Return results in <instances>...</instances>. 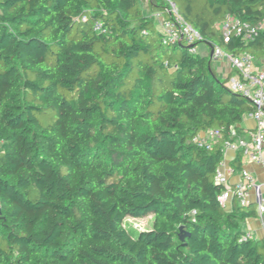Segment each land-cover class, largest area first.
<instances>
[{
    "label": "trees",
    "instance_id": "trees-1",
    "mask_svg": "<svg viewBox=\"0 0 264 264\" xmlns=\"http://www.w3.org/2000/svg\"><path fill=\"white\" fill-rule=\"evenodd\" d=\"M171 1L206 44L264 58V30L225 43L216 28L264 23V0ZM149 7L0 0V264H264V237L243 239L256 207L218 201L223 142L192 144L244 134L253 106L210 56L163 43L166 0ZM150 214L149 231L124 225Z\"/></svg>",
    "mask_w": 264,
    "mask_h": 264
},
{
    "label": "built area",
    "instance_id": "built-area-1",
    "mask_svg": "<svg viewBox=\"0 0 264 264\" xmlns=\"http://www.w3.org/2000/svg\"><path fill=\"white\" fill-rule=\"evenodd\" d=\"M169 8L168 16L162 13L155 15L158 28L163 36V43L169 45L184 44L193 54H200V45L205 44L202 34L188 23L179 12L177 6L166 0ZM221 32L224 42L230 43L231 39L241 38L244 42L254 41L260 31L264 30V23L251 25L238 18L228 16L224 21L216 24ZM95 30L105 33L102 23H97ZM212 61H228L235 72L229 80V89L240 94L253 106L251 118L255 121V128L239 134L231 130L229 139H224L221 129H213L201 132L192 139V144L200 149L212 150L215 145L223 142V153L232 152L240 154L242 162L256 163L264 166V64L250 53L231 55L221 47H212ZM211 53V54H212ZM235 175L233 168L227 167L223 162L216 175V181L224 187L218 197L220 205L227 211H231L234 204L241 207L255 205L256 211L263 225L264 237V187L260 185L255 176L249 171L242 169L240 181L232 182ZM252 232H245L243 239H254Z\"/></svg>",
    "mask_w": 264,
    "mask_h": 264
},
{
    "label": "crops",
    "instance_id": "crops-1",
    "mask_svg": "<svg viewBox=\"0 0 264 264\" xmlns=\"http://www.w3.org/2000/svg\"><path fill=\"white\" fill-rule=\"evenodd\" d=\"M144 8H145L146 13H150L149 0H146ZM204 46H205V50H204V52H202L200 54L202 56H210L212 53L211 45L205 43ZM199 52H200V50H199ZM258 60L260 62V65L264 64V58H261ZM223 61H225V60H222V61L219 60L217 62H223ZM213 62H215V61H212V66H213ZM213 69L217 74L216 69L214 67H213ZM234 75H235V72L230 65V68L228 69V76L226 79H228L229 76L233 77ZM255 126H256L255 121L251 118V116H248L246 118V120L244 121V123L241 125V129L244 131H247V130L254 129ZM236 157H237V155L235 153L226 152V154L224 156V163L226 164V166L233 168L232 164H234ZM242 169H245V170L249 171L250 173H252L255 176L256 181L260 185H263V187H264V166L263 165L256 164V163H250V162H243ZM241 171L242 170H235V175L231 178L232 182L235 183V182L240 181ZM244 231L245 232H252L255 238H259V239L263 238V225H262V222L260 220V217L257 216L256 219H248L247 221H245Z\"/></svg>",
    "mask_w": 264,
    "mask_h": 264
},
{
    "label": "rangeland",
    "instance_id": "rangeland-1",
    "mask_svg": "<svg viewBox=\"0 0 264 264\" xmlns=\"http://www.w3.org/2000/svg\"><path fill=\"white\" fill-rule=\"evenodd\" d=\"M142 4L145 6L146 0H141ZM200 53L204 52L205 46L200 45L199 47ZM213 67L217 71V76L219 80L224 81L226 80L228 76V69L230 68V64L228 61L223 62H213ZM229 87V84H227ZM155 216L153 214H150L146 217L142 218H127L124 222L125 227L128 230H131L134 232V234H137L141 231H149L153 227Z\"/></svg>",
    "mask_w": 264,
    "mask_h": 264
},
{
    "label": "water",
    "instance_id": "water-1",
    "mask_svg": "<svg viewBox=\"0 0 264 264\" xmlns=\"http://www.w3.org/2000/svg\"><path fill=\"white\" fill-rule=\"evenodd\" d=\"M213 56V53L211 54V57ZM2 213L1 210V204H0V215ZM188 237V233L185 232L184 227L180 228V239L184 242L186 240V238Z\"/></svg>",
    "mask_w": 264,
    "mask_h": 264
}]
</instances>
